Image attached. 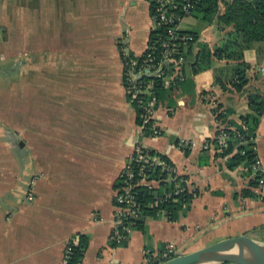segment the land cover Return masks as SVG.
<instances>
[{
    "label": "crops",
    "instance_id": "1",
    "mask_svg": "<svg viewBox=\"0 0 264 264\" xmlns=\"http://www.w3.org/2000/svg\"><path fill=\"white\" fill-rule=\"evenodd\" d=\"M232 1L219 0L220 14ZM184 23L197 38L157 103L161 135L139 139L120 50L144 54L148 1L0 0V82L12 75L11 34L15 47L14 105L0 106V264H59L81 239L80 264H145L146 250L173 245L181 255L241 235L264 242V201L243 195L250 170L230 169V155L214 143L218 127L235 129L231 122L251 113L247 95L264 92V42L244 51L248 84L238 92L236 62L212 57L208 69H192L198 44L213 51L232 28ZM136 143L168 159L198 194L176 222L147 218L144 231L129 227L116 245L115 193ZM254 143L264 166V112Z\"/></svg>",
    "mask_w": 264,
    "mask_h": 264
},
{
    "label": "trees",
    "instance_id": "2",
    "mask_svg": "<svg viewBox=\"0 0 264 264\" xmlns=\"http://www.w3.org/2000/svg\"><path fill=\"white\" fill-rule=\"evenodd\" d=\"M146 1L150 5V15L152 16L155 4L152 0ZM188 3L193 6L190 17H195L206 25L216 22L219 27L229 26L232 28L230 32L225 34V39L222 43L215 47L213 51L204 43L198 44L199 52L196 54L194 64L192 65L194 73L208 69L212 57L220 60H231L236 62L231 85L236 91H242L248 84L247 71L249 70L248 65L243 60L244 51L248 50L254 42H264V0H253L251 2L233 0L226 6L224 13L221 14L219 12V0H188ZM158 33H160L159 29L151 32L149 41L152 42ZM191 35L194 39L197 38L196 34ZM192 44H189L187 50L190 55ZM154 86V91L159 102V98L166 89L163 88L161 80H155ZM126 98L129 102L128 97ZM129 103H131L135 111L136 125H140L141 119L139 115L142 113V108L134 101H130ZM247 103L251 113L240 117V123L231 122L230 125L235 128L234 131L227 130L229 139L223 155H230L228 159V167L230 169L240 165L248 168L256 157L254 139L259 118L264 112V92L248 94ZM218 118L225 121L227 113H220ZM145 132L146 135H149L148 130ZM240 140L246 143L239 145ZM146 154L150 158L156 157L170 163L168 159L155 151L147 149ZM142 166L144 167L143 173L147 176V179L156 182L158 186L134 185L132 194L140 207V215L135 219H130V229L144 231L146 229L145 220L147 218L156 219L163 217L168 222L173 223L181 216H185L193 198L198 192L194 190L190 193L184 189V191L177 195H171L168 198L163 197L165 193L173 191L174 188V184L165 181L168 178V174L162 172L155 165L146 167L141 163L133 165V172L135 174L133 184H137L141 178L139 170ZM255 185L256 181L252 179L249 185L251 191H243V195L256 198V195L252 192ZM121 186H123V179L119 178L117 188ZM85 248L86 241L84 239L80 240L79 245H72L69 264H80Z\"/></svg>",
    "mask_w": 264,
    "mask_h": 264
},
{
    "label": "built area",
    "instance_id": "3",
    "mask_svg": "<svg viewBox=\"0 0 264 264\" xmlns=\"http://www.w3.org/2000/svg\"><path fill=\"white\" fill-rule=\"evenodd\" d=\"M152 1L155 4V9L151 16L153 22L152 32L159 29L160 33L156 35L152 42L148 41L146 50L140 57H132L124 49L120 50L123 68L122 82L126 95L129 102L134 101L142 108V113L139 115L141 124L137 125L139 139L161 135L154 120V113L158 102L154 91L155 80H161L164 89L170 87L176 80L175 67L183 59V53L189 47V44L194 42L192 35L181 30V23L185 18L190 17L193 8L188 3V0ZM146 130H148L149 135H146ZM227 130L234 131L231 128L218 127L216 145L220 151H224L227 148V141L229 139ZM245 143V141L240 140L238 144ZM146 152L147 149L145 147L140 143H136L132 155L120 174V178L123 179V186L117 188L115 193L116 214L114 229L111 235V240L116 245H120L126 241L130 219H135L140 215V207L132 194L134 185L158 186L156 182L147 179V176L143 173V166L139 170L141 178L137 184H133L135 178L133 172L134 164L141 163L146 167L155 165L162 172L168 174V178L165 181L174 184V188L173 191L163 195L165 198L177 195L184 191V189L190 193L194 191L189 186L188 181L177 173L174 165L156 157L150 158ZM248 170L251 172L252 179L256 181L252 192L259 200L264 199V166L257 156L248 167ZM72 245V243H69L65 247L62 260L59 264H69ZM174 252L172 245H165L157 255H153L149 250H146L144 252L146 256L145 264H161L175 257L176 255L173 256Z\"/></svg>",
    "mask_w": 264,
    "mask_h": 264
},
{
    "label": "water",
    "instance_id": "4",
    "mask_svg": "<svg viewBox=\"0 0 264 264\" xmlns=\"http://www.w3.org/2000/svg\"><path fill=\"white\" fill-rule=\"evenodd\" d=\"M223 263L264 264V242L255 240L248 235L230 237L190 253L176 255L161 264Z\"/></svg>",
    "mask_w": 264,
    "mask_h": 264
},
{
    "label": "rangeland",
    "instance_id": "5",
    "mask_svg": "<svg viewBox=\"0 0 264 264\" xmlns=\"http://www.w3.org/2000/svg\"><path fill=\"white\" fill-rule=\"evenodd\" d=\"M189 18L190 17L185 18V20L181 23L182 29H188V27L185 25L184 22L186 20H188ZM151 32H152V30H151ZM6 56L9 57L8 63H9V61H11L10 64L7 66V71L10 72L12 75H10L8 77V80L5 81V79H4L0 82V91L2 92L1 93L2 97L3 98L5 97V94H4L5 91L7 93V96L2 100V102L0 103V106L1 107L12 106V108H13V105H14V103H13V100H14L13 91H14V81H15V77L13 75L15 73V66L13 64H11V63H13L12 59L15 57L14 35L13 34L9 35V42H8V46L6 49ZM10 114L12 115V118H13V111H10ZM258 201L262 202V201H264V199H262V200L258 199ZM212 243H215V241ZM212 243H210V244H212ZM173 249L175 251L173 256L178 255L179 251L177 250V248H175L173 246Z\"/></svg>",
    "mask_w": 264,
    "mask_h": 264
},
{
    "label": "bare ground",
    "instance_id": "6",
    "mask_svg": "<svg viewBox=\"0 0 264 264\" xmlns=\"http://www.w3.org/2000/svg\"><path fill=\"white\" fill-rule=\"evenodd\" d=\"M241 246V245H240ZM243 246V245H242Z\"/></svg>",
    "mask_w": 264,
    "mask_h": 264
}]
</instances>
